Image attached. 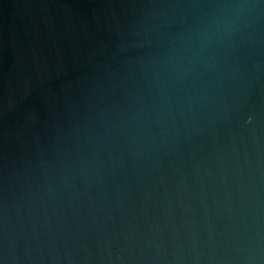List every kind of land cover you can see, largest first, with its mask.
Masks as SVG:
<instances>
[{"label":"water","instance_id":"95a60500","mask_svg":"<svg viewBox=\"0 0 264 264\" xmlns=\"http://www.w3.org/2000/svg\"><path fill=\"white\" fill-rule=\"evenodd\" d=\"M0 264H264V0H0Z\"/></svg>","mask_w":264,"mask_h":264}]
</instances>
